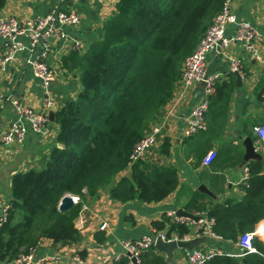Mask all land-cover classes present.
I'll return each instance as SVG.
<instances>
[{"label":"trees","instance_id":"trees-1","mask_svg":"<svg viewBox=\"0 0 264 264\" xmlns=\"http://www.w3.org/2000/svg\"><path fill=\"white\" fill-rule=\"evenodd\" d=\"M224 1L117 0L99 35L83 50H70L60 58V72L74 75L79 89L54 112L57 130L47 154L36 166L11 176L9 206L0 224V264L13 262L43 240L55 248L80 242L76 218L100 192L114 202L151 204L177 189V171L172 165L146 158L131 162L130 154L172 100L184 60ZM5 3L0 0V10ZM257 89L258 99L263 100V81ZM235 91L234 74L217 82L206 120L226 116ZM169 149L166 138L158 153L166 158ZM246 167L248 178L239 199L213 202L194 192L184 207L212 220L211 232L222 241L236 243L264 219V156L248 161ZM124 170L128 175L117 179ZM65 195L77 201L60 212L58 204ZM150 226L156 233L164 232L167 239H182L192 229L165 215ZM94 239L102 244L106 237L98 231ZM252 245L255 252L241 259L223 253L204 264H264V243L254 237ZM110 264L130 263L122 257ZM140 264L168 262L150 247L141 253Z\"/></svg>","mask_w":264,"mask_h":264},{"label":"crops","instance_id":"crops-1","mask_svg":"<svg viewBox=\"0 0 264 264\" xmlns=\"http://www.w3.org/2000/svg\"><path fill=\"white\" fill-rule=\"evenodd\" d=\"M117 0H68L63 4L66 10H73L80 16V24L75 29H68L72 39L84 45L96 38L105 20L113 11ZM56 6L55 0H6L0 10V17L13 16L20 20L33 18L49 13ZM236 19L251 23L260 34L259 50L264 59V0H236L232 5ZM234 26L226 30V35L233 34ZM63 43L56 42L47 63L57 67L60 58L66 54ZM228 54L238 57L242 61L241 84L228 104L226 116L207 119V129L192 136L185 135L186 119L193 104L202 97V84H194L186 91H176L172 100L165 106L159 120L166 118L163 137L156 149L146 154V159L152 162L167 163L177 171V189L163 201L158 203H138L131 201L120 203L111 201L106 192H100L99 197L83 206L75 221L81 234V241L67 247H52L49 240H43L37 247L35 255L38 257L53 256L54 260L46 264H79L75 257L82 259L81 264H110L111 256L119 251V242L135 240L153 231L150 223L160 220L176 209L185 210V205L200 185L212 194H205L213 202H222L226 198L239 199L243 196L242 176L247 163L242 164L244 156L243 139L252 138V126L264 125V94L263 100L257 97L258 86L264 82V64L258 63L243 51L239 44L229 47ZM4 48L0 40V59ZM28 55L23 52L17 55L0 71V96L5 100L0 108V133L7 130L15 121V112L8 100H17L35 110L44 112L49 121V138H41L29 131V124L23 121L28 129L22 143L0 144V217L9 206L10 179L18 172H24L39 163L42 155L47 154L48 147L53 141L57 126L53 123V115L59 104L68 97H74L79 84L74 75L63 74L59 68L56 80L50 84L53 98L52 108L42 107L43 96L41 83L36 79L26 64ZM228 60L212 52L206 56V68L210 74H221V81L227 80L229 74ZM158 120V121H159ZM250 133V134H249ZM170 143L169 156L162 157L158 150L164 139ZM216 157L208 166L202 164L205 155L210 151ZM262 154V153H261ZM263 159V155H262ZM128 170L121 172L117 179L127 176ZM75 198V197H74ZM77 199V198H76ZM186 211V210H185ZM196 214V213H194ZM126 221V219H128ZM204 220L205 214H201ZM261 220L255 228L256 237L264 243V226ZM106 223V230L102 231L106 240L97 244L94 236L100 225ZM263 234V235H262ZM205 238L195 249L203 251L213 249L218 255L226 254L230 257L242 258L236 243L221 239ZM189 250H176L168 264H189L186 253ZM166 259V256L162 254ZM83 256V257H82ZM167 260V259H166ZM9 264H15L11 262Z\"/></svg>","mask_w":264,"mask_h":264},{"label":"built area","instance_id":"built-area-1","mask_svg":"<svg viewBox=\"0 0 264 264\" xmlns=\"http://www.w3.org/2000/svg\"><path fill=\"white\" fill-rule=\"evenodd\" d=\"M47 1V0H39ZM56 6L45 15H38L33 18L20 20L13 16L0 17V40L4 48L3 56L0 59V71H5L6 66L16 59L17 55L26 52L28 59L27 66L32 75L41 83L43 96L42 107L46 110L52 108L53 98L50 91V84L56 80L57 67H52L47 63L52 54L53 46L56 42L63 43L68 52L70 50H83L85 45L78 40L72 39L68 29H75L80 24V16L73 10H66L63 4L68 0H55ZM236 0H225L221 10L212 19L194 51L186 57L183 62L181 76L177 84L176 91H186L194 84H202V97L196 101L186 119L185 135L187 137L203 132L207 129L206 113L209 106V98L214 94L215 84L221 81V74H210L206 68V56L212 52L217 56H222L228 60L229 73H241L242 61L238 57L230 56L227 52L230 46L239 44L245 54L258 63L264 64V59L259 50L260 34L258 30L248 21L237 20L232 11V5ZM234 26L233 34L226 35L228 27ZM175 91V92H176ZM6 101L0 96V108L4 107ZM11 104L16 119L7 130L0 133V144L11 145L22 143L26 137L28 129L23 121L29 124V131L41 138H49V121L44 112L35 110L24 105L17 100H8ZM44 109V110H45ZM166 118L157 121L149 127L144 136L134 145L130 154V161L146 158V154L151 149H156L163 137V129ZM252 140L254 151L260 156H264V125L252 126ZM262 153V154H261ZM216 153L210 150L202 160L204 166L212 163ZM248 178L247 167L243 169L242 183L245 184ZM201 216V214H196ZM172 221L190 224L191 233L182 239H167L164 232H154L144 235L135 240H122L119 242V251L111 256V261H117L126 257L130 264L134 259L135 264H140V255L150 247H154L155 241L160 239L163 242L173 240L189 241L194 238L211 237L220 239L211 232L212 220L202 219L192 222L186 218L176 217L175 211L167 215ZM6 219L4 212L0 217V224ZM76 228L78 226L76 225ZM106 223L99 227L101 231L106 230ZM254 232L243 233L237 240L241 254L255 252L252 239L256 237ZM36 248H32L25 255H21L15 264H46L54 260L53 256L38 257L35 255ZM219 254L218 251L207 249H193L186 253V260L189 264H204L213 256ZM75 261L82 263L80 257H75Z\"/></svg>","mask_w":264,"mask_h":264},{"label":"water","instance_id":"water-1","mask_svg":"<svg viewBox=\"0 0 264 264\" xmlns=\"http://www.w3.org/2000/svg\"><path fill=\"white\" fill-rule=\"evenodd\" d=\"M236 84L237 86H240L241 84V75L239 73H234ZM243 146L245 149L243 161L242 164L244 165L250 160H260L262 159V156H260L258 153L254 151L253 147V140L251 137H246L243 139ZM59 147H62L61 145H58ZM198 190L206 193L210 196L212 194L204 187L203 185H200L198 187ZM76 198H74L71 195H65L63 196L58 204V210L60 212L68 210L74 203H76ZM176 217L186 218L192 222H198L201 220V216L196 215L191 212H187L183 209H176L175 211ZM205 238H194L189 241H180V240H173L170 242H163L160 239H157L154 244V248L156 251L164 254L166 256L167 261H170L172 258V254L174 251L180 249V250H193L195 249L200 243L204 242ZM131 262L135 264L134 259H131Z\"/></svg>","mask_w":264,"mask_h":264},{"label":"bare ground","instance_id":"bare-ground-1","mask_svg":"<svg viewBox=\"0 0 264 264\" xmlns=\"http://www.w3.org/2000/svg\"><path fill=\"white\" fill-rule=\"evenodd\" d=\"M261 226H264V221L261 223ZM264 231V230H263ZM263 235V234H262Z\"/></svg>","mask_w":264,"mask_h":264},{"label":"rangeland","instance_id":"rangeland-1","mask_svg":"<svg viewBox=\"0 0 264 264\" xmlns=\"http://www.w3.org/2000/svg\"><path fill=\"white\" fill-rule=\"evenodd\" d=\"M76 198V197H75ZM77 201V200H76ZM79 230V229H78Z\"/></svg>","mask_w":264,"mask_h":264}]
</instances>
